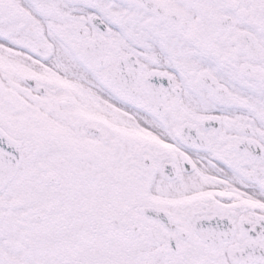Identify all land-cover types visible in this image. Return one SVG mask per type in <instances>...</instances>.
<instances>
[{"label":"snow or ice","instance_id":"snow-or-ice-1","mask_svg":"<svg viewBox=\"0 0 264 264\" xmlns=\"http://www.w3.org/2000/svg\"><path fill=\"white\" fill-rule=\"evenodd\" d=\"M0 264H264V0H0Z\"/></svg>","mask_w":264,"mask_h":264}]
</instances>
